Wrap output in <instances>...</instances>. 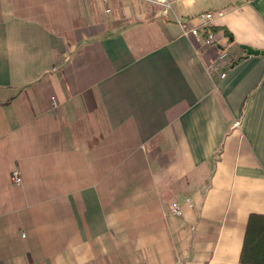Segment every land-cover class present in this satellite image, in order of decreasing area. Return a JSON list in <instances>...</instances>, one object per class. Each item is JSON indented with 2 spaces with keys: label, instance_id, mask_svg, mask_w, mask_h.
<instances>
[{
  "label": "crops",
  "instance_id": "0c3cea01",
  "mask_svg": "<svg viewBox=\"0 0 264 264\" xmlns=\"http://www.w3.org/2000/svg\"><path fill=\"white\" fill-rule=\"evenodd\" d=\"M167 1L0 0V264H241L264 0Z\"/></svg>",
  "mask_w": 264,
  "mask_h": 264
},
{
  "label": "trees",
  "instance_id": "16d2710c",
  "mask_svg": "<svg viewBox=\"0 0 264 264\" xmlns=\"http://www.w3.org/2000/svg\"><path fill=\"white\" fill-rule=\"evenodd\" d=\"M241 264H264V216L262 215L250 216Z\"/></svg>",
  "mask_w": 264,
  "mask_h": 264
},
{
  "label": "built area",
  "instance_id": "2783aa9c",
  "mask_svg": "<svg viewBox=\"0 0 264 264\" xmlns=\"http://www.w3.org/2000/svg\"><path fill=\"white\" fill-rule=\"evenodd\" d=\"M106 2H110L111 0H105ZM143 1H147L149 3H152V4H158V5H161V6H164L166 8H169L171 9V4L167 1V0H143ZM224 15V12L223 11H218L215 15L214 14H205V15H202L201 16V19L202 21L206 22L204 24L205 27H208L209 26V23L214 19L215 16H223ZM186 35H192L194 36L195 38H200L201 36V32L198 28H193L189 31H186ZM204 41V44L205 46H213L216 44V36L214 33H206V38L203 40ZM226 57V54H222L221 58H225ZM223 78L226 77V75H223L222 76ZM239 125V124H237ZM12 180L14 182V184L16 185H21L23 183V179H22V176H21V173L20 171L18 170H15L12 174ZM185 205H189V206H192L191 204V200L190 199H186L185 200ZM183 204L179 203V202H174L172 204V211H173V214L175 216H178V217H181L183 216Z\"/></svg>",
  "mask_w": 264,
  "mask_h": 264
},
{
  "label": "water",
  "instance_id": "95a60500",
  "mask_svg": "<svg viewBox=\"0 0 264 264\" xmlns=\"http://www.w3.org/2000/svg\"><path fill=\"white\" fill-rule=\"evenodd\" d=\"M243 49L246 51V54L248 56H251V55H263L264 56V51H259V50H254L250 47H246L244 46Z\"/></svg>",
  "mask_w": 264,
  "mask_h": 264
}]
</instances>
